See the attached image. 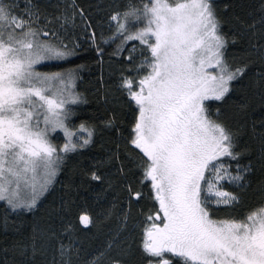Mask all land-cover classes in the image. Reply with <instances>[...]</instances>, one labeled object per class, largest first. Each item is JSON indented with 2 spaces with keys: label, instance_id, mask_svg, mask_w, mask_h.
Returning <instances> with one entry per match:
<instances>
[{
  "label": "snow or ice",
  "instance_id": "snow-or-ice-1",
  "mask_svg": "<svg viewBox=\"0 0 264 264\" xmlns=\"http://www.w3.org/2000/svg\"><path fill=\"white\" fill-rule=\"evenodd\" d=\"M95 8L101 20L76 0H0V264H264V201L246 206L264 173V0ZM76 29L101 64L117 44L115 87L89 115L83 66L59 63Z\"/></svg>",
  "mask_w": 264,
  "mask_h": 264
},
{
  "label": "trees",
  "instance_id": "trees-1",
  "mask_svg": "<svg viewBox=\"0 0 264 264\" xmlns=\"http://www.w3.org/2000/svg\"><path fill=\"white\" fill-rule=\"evenodd\" d=\"M50 3H57V0H48ZM124 0H76V3L88 8L91 12L94 20H101L103 13L98 12L95 8L97 3L101 4H119L123 3ZM223 3L226 0H219ZM91 6V7H89ZM104 31L107 32V24H104ZM69 39L72 42L79 43L81 48L78 51V54L72 58L73 63L59 62L62 63L64 68H76L78 65L83 66L79 72V78L76 81L77 91L84 97L87 98L89 103L80 105L84 111L79 113V115H89L97 109L103 103V90L106 87H111L114 89V81L116 76H110V72L113 71L115 67V61L117 57L111 56V53L116 49L117 44L105 45V55L104 63L101 64L98 62V57L96 56L94 48L89 47L90 41L87 38V35L82 32L81 29L75 30V35L70 36ZM137 43V42H132ZM127 53H125L126 55ZM109 61L112 62V67H110ZM57 63V62H49ZM39 70L43 71H61L62 68H41L40 65L37 66ZM99 89V91H98ZM215 103V102H213ZM215 109H213L214 111ZM73 121L76 124H79V119L73 117ZM55 138V137H54ZM53 138L54 144H62L63 138L59 141H55ZM77 159H70L66 162V166H62V169L57 176V183H54L50 189V193L46 194L41 199L43 207H39L35 214V221L41 226H47L49 223V212L52 208H57L60 205L61 197L64 195L66 189L64 183L67 182L69 174L72 171V168L78 163ZM262 186H264V173H261L259 166L255 174L252 176L251 185L246 193V206L247 207H256L264 201V192L261 191ZM75 195V193H72ZM81 196H87L89 200L92 197L88 193H81ZM33 217L29 215L28 220L31 221ZM56 221H53L55 224ZM86 239V238H85ZM3 244V237L0 236V246ZM49 258H51L49 256Z\"/></svg>",
  "mask_w": 264,
  "mask_h": 264
},
{
  "label": "rangeland",
  "instance_id": "rangeland-1",
  "mask_svg": "<svg viewBox=\"0 0 264 264\" xmlns=\"http://www.w3.org/2000/svg\"><path fill=\"white\" fill-rule=\"evenodd\" d=\"M38 66V65H37ZM64 139V137H63V133L61 132V133H57L56 135H55V138L54 139H56L55 141H59L60 139ZM53 143H54V141H52Z\"/></svg>",
  "mask_w": 264,
  "mask_h": 264
}]
</instances>
